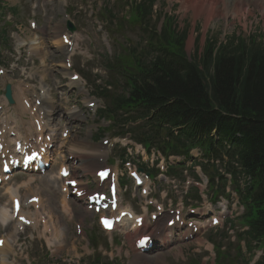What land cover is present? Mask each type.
Returning <instances> with one entry per match:
<instances>
[{"label":"trees","instance_id":"obj_1","mask_svg":"<svg viewBox=\"0 0 264 264\" xmlns=\"http://www.w3.org/2000/svg\"><path fill=\"white\" fill-rule=\"evenodd\" d=\"M146 10L143 6L141 14ZM184 38L185 33L167 24L158 52L150 53V62L145 57L137 60V73L115 103L140 110L143 117L154 112L155 122L183 126L180 135L190 141L200 143L206 136L212 144L208 135L215 129L220 140L231 142L251 177L245 223L254 239L264 240V46L251 40L214 49L211 42L190 60L183 50Z\"/></svg>","mask_w":264,"mask_h":264},{"label":"rangeland","instance_id":"obj_2","mask_svg":"<svg viewBox=\"0 0 264 264\" xmlns=\"http://www.w3.org/2000/svg\"><path fill=\"white\" fill-rule=\"evenodd\" d=\"M90 0H83L81 1L82 3H88ZM93 1V0H92ZM105 1V0H102ZM47 3L49 0H8L6 4H4L0 12H2V15H10L11 11L10 9H13L12 11L14 13L11 14L13 17L11 18L10 21H6L4 24L5 20L4 17L0 18V27L1 26H6L7 33L9 31V41H8V47L10 48L12 46L17 45V39L16 36H20V38L25 39L27 42L34 40L36 42V47H39V52L36 55L37 58L46 60L47 66L45 65H37V68L39 69L40 72L42 73H47V82L52 85L54 79L58 77V75H55L53 71L50 70V62L55 61L57 62L56 59V53L52 51L51 48L47 46V43L45 40H47L49 35H45L41 32L33 33L28 30L27 25L25 23V17L28 16V9L30 7L31 3ZM95 4L99 6V3H97V0H94ZM162 4L161 6H156L155 14L165 16L169 15L175 18L177 25L179 28H185L188 31V44L186 45V52L187 54L191 55L194 52L195 48H200L203 46V43L206 38L211 37L214 38L216 37L218 40L226 42L229 37L231 36H238L242 37L245 39H249L250 37L257 36L260 39L264 40V5L262 0H241L239 3L243 10L240 14L235 15L233 14L229 9L227 11V6H224V3L219 5L220 9V14L217 16H213L211 25L208 27L207 30L204 29V23L203 20L197 19L194 20V17L192 14L193 10H189L187 12L183 11L180 9L181 3L180 0H163L161 1ZM122 3V2H120ZM51 6H53V3H50ZM69 5L72 13H76V19H77V24L80 30L85 31L88 28H90L93 25V21L91 19L85 18L82 13H78V9L80 6L79 0H69ZM114 11H118V8L114 7ZM249 11H252V14H250L248 17L246 16ZM52 16H57L58 13L57 11H54ZM247 17V18H246ZM39 20L41 21L40 26H49V16H46L45 18H42L39 16ZM121 33L125 35V38L123 37H117L110 34V37L113 38L111 43L117 44L118 42H122L125 44H128V42H131L132 44H136L137 41L140 40L142 37L140 34V31L137 28H131L129 26H126ZM45 37V38H43ZM47 37V38H46ZM83 38L86 36L82 35ZM192 39L193 44H190V40ZM108 44V46L112 47V44ZM2 47L0 46V49ZM115 50L118 48V46L115 45V47H112ZM47 50L49 51V54H47ZM105 50L104 52H106ZM45 52L46 54H44ZM103 52V53H104ZM101 53V54H103ZM0 57L4 61H9L8 57H4L0 53ZM91 55H87V58L82 59L83 61L88 60ZM101 58V57H100ZM76 64L80 66L81 72L85 75L86 81L89 86V90L94 91V85L106 82L107 80L112 81L114 84H121L122 81H116L114 79V74L113 72H110L106 74L103 71L101 64V60H90L87 62H82L81 58L78 57L76 58ZM95 73L101 76V80H97L98 77L94 76ZM17 78H20L21 75L19 73H16L15 75ZM3 83L0 81V90L2 89ZM56 112V111H55ZM78 135V134H77ZM80 138L79 136H74V139H83L81 132H80ZM37 187V186H36ZM42 188L43 186L38 185V189ZM43 195V194H42ZM57 197V196H56ZM44 198V207L45 209L54 216H59L58 214L59 211L57 209V200L56 202H53V200H49L46 203V195H43ZM49 198V195H48ZM0 203H3V199H0ZM240 211L238 210L239 214ZM84 222V229H86L87 233L85 234V237L79 240V246H83V244H88L90 243V235L91 237L93 235L96 236L99 248L98 250L101 252V255H105L106 250H115L116 248H122L123 250L128 249L131 254H132V246L131 242L129 239L120 233H115L112 238L110 235H105L97 226L96 221L93 219V217H86ZM65 226H66V234H64L60 240H62V245L57 248V250L52 253L51 255H43L44 251L41 250L40 246L38 244L34 245L32 254L35 255V257H40L42 259L43 263L39 264H52V262L55 261V264H64V262H71L72 264L74 262L70 261L71 256V251L70 248L67 245V241L69 239H72L75 237L74 233V228L73 224L68 221L63 217L62 220H60ZM67 223L70 226L67 225ZM69 229V230H68ZM239 229V227H238ZM218 235L221 234H215L213 235V239L219 240ZM79 238V237H78ZM223 243H227V239H222ZM181 249V253L178 252V249ZM102 250V251H101ZM237 248L232 245L229 248V251L232 254L235 253ZM255 253L257 252V249L254 250ZM103 252V253H102ZM195 252H199L201 254V247L198 245L197 242L191 243V244H185V245H179L176 244L175 246L173 245L170 251H165L163 252L164 255H162L163 260H165L168 264H186L188 261H193L195 258H199L201 255H195ZM161 255V252H158ZM260 252H257V254ZM43 255V256H42ZM103 260L106 261V256H103ZM148 259H151V255H147ZM256 259V258H255ZM142 258L138 259V263H140ZM162 260V259H161ZM114 264H132L130 260H126L122 255L119 257L115 258L113 260ZM153 263V262H152Z\"/></svg>","mask_w":264,"mask_h":264},{"label":"bare ground","instance_id":"obj_3","mask_svg":"<svg viewBox=\"0 0 264 264\" xmlns=\"http://www.w3.org/2000/svg\"><path fill=\"white\" fill-rule=\"evenodd\" d=\"M240 2L241 0H225V4L227 5V11L229 9L235 15L240 14L243 10L242 6L239 4ZM180 3H181L180 9L185 12L189 10L190 6H193V9L195 12L194 20H197V19L203 20L205 30H207L208 27L211 25V22L213 19L212 17L219 15L220 0H180ZM250 14H252V11H249L246 16L248 17ZM16 105L19 108H24L20 100H17ZM89 146L90 144H88V141L86 140L83 143L75 144V147L77 151L79 152L78 154H79L80 159H87L88 156L95 155V152H93V150ZM87 165L89 166V163H87ZM41 181L42 182H40L41 183L40 185L43 186L44 190H42V188H39L38 190L39 192L41 191L40 193H42L43 195L47 196L46 203L50 199L53 200V202H55L56 196L61 194L59 191V187H58V183H60V181H58V177L53 176L52 178H49V179L44 178ZM26 185L28 184H26L25 182L22 183V186H26ZM16 194H17L16 189L12 188V192L10 191L8 197L11 198L13 195H16ZM29 195H32V193ZM48 195H49V198H48ZM26 198L23 197V199H26ZM40 203H41V200H40ZM4 212L6 211L2 209L0 211V215H2ZM50 214L51 212L49 211L48 212L49 217H51ZM51 215L53 217V214ZM60 220L61 219L59 216H54V222H53L54 229L53 230H54V233H56L55 237L58 238V243L61 246L62 240H60V238L64 235V229L62 227L63 224L61 223ZM129 230L131 231L132 229H129ZM133 231L136 232L135 230ZM134 256H135V259L133 260V263H137L136 259L139 257H142L144 264H151V262L144 255L140 254L138 251L134 252Z\"/></svg>","mask_w":264,"mask_h":264},{"label":"snow or ice","instance_id":"obj_4","mask_svg":"<svg viewBox=\"0 0 264 264\" xmlns=\"http://www.w3.org/2000/svg\"><path fill=\"white\" fill-rule=\"evenodd\" d=\"M107 223V222H106Z\"/></svg>","mask_w":264,"mask_h":264}]
</instances>
